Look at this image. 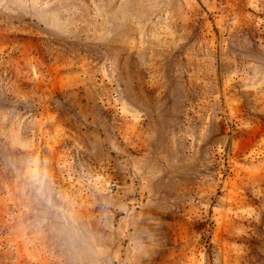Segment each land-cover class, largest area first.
Wrapping results in <instances>:
<instances>
[{
	"label": "rangeland",
	"instance_id": "1",
	"mask_svg": "<svg viewBox=\"0 0 264 264\" xmlns=\"http://www.w3.org/2000/svg\"><path fill=\"white\" fill-rule=\"evenodd\" d=\"M0 264H264V0H0Z\"/></svg>",
	"mask_w": 264,
	"mask_h": 264
}]
</instances>
